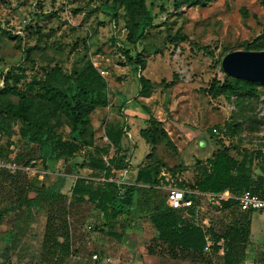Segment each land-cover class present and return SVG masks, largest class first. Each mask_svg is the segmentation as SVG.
<instances>
[{
  "label": "rangeland",
  "instance_id": "rangeland-1",
  "mask_svg": "<svg viewBox=\"0 0 264 264\" xmlns=\"http://www.w3.org/2000/svg\"><path fill=\"white\" fill-rule=\"evenodd\" d=\"M140 5L134 8L129 0H0V87L3 76L19 65L26 68L27 76L55 64L66 72L86 62L108 70V105L89 116L87 128L93 131L94 142L107 144L105 132L124 120L120 96L127 91L131 105L142 107L145 118L160 122L158 128L167 134L151 147L137 136L133 157L139 161L149 152L150 162L159 165L160 172H169L176 183L192 184L196 160H205L222 144L238 159L255 150L264 151V100L260 99L264 86H256L253 94L233 98L225 94L212 98L208 92L212 82L219 87L226 79L221 69L225 54L264 51L262 0H201L179 8L174 7V0H140ZM141 60L144 69H140ZM139 76L151 83L146 98L138 97ZM6 101L16 103L17 98L0 97V103ZM52 122L59 137L67 139V118L57 113ZM227 123L235 125L234 135L225 129ZM136 126L148 124L140 121ZM13 127L10 144L0 140V148L8 152L6 160L0 159V208H11L1 234L14 231L20 247L13 250L0 242V264H40L50 201L30 191L27 198L31 205H27L20 201V191L30 186L47 187L58 175H66L62 192L68 198L74 176L90 173L81 167L71 172L68 164L54 155L41 157L37 145L41 134L28 141L21 135L20 123ZM213 128L225 130L219 140L222 144L211 137ZM88 150L81 148L76 161L81 163ZM164 194L158 191L161 200ZM199 204L203 213H214L216 223L228 219L226 211L212 207L207 200ZM81 209L82 219H89L84 225L90 229L77 245L73 243L76 251L67 264L134 263L124 248L130 243L115 242L105 235V228L103 232L94 229L102 226L100 215L88 205ZM74 212L77 215L76 209ZM125 219L121 217L115 224ZM115 228L118 232L117 225ZM251 231L243 264H264L260 257L264 253V216L260 213L251 214ZM95 253L96 261L91 257Z\"/></svg>",
  "mask_w": 264,
  "mask_h": 264
},
{
  "label": "trees",
  "instance_id": "trees-1",
  "mask_svg": "<svg viewBox=\"0 0 264 264\" xmlns=\"http://www.w3.org/2000/svg\"><path fill=\"white\" fill-rule=\"evenodd\" d=\"M129 1L134 8L141 7L140 0ZM200 1L174 0V7L179 8L182 4H196ZM262 2L264 3V0ZM126 58L127 63L131 64L132 60L128 56ZM144 67L145 62L141 60L140 69ZM215 83L212 82L208 89L212 98L220 94L227 97L247 96L255 93V87L260 85L230 76H226L219 87ZM139 84V95L148 96L151 90L150 81L144 76H139ZM6 95L17 98L16 103L11 101L0 103V140L5 139L8 145L14 131V123H20L23 126L20 130L21 135L28 141H33L38 133L41 134L37 140L41 157L54 155L62 158L71 172L78 166L88 167L92 174H102L107 179L112 169L125 168L124 155L121 154L124 130L118 128L105 132L108 143L98 145L94 142L93 131L87 128L90 114L96 108L108 105L107 83L90 63L86 62L78 68L71 69L70 72L63 71L55 64L52 67L46 66L40 73H33L30 76H27L26 68L19 65L9 70L2 78L0 97ZM57 113L64 115L68 120L70 131L67 139H62L55 131L52 120L56 118ZM146 123L148 126L140 129L139 135L150 147L155 145L158 137H167L166 132L158 128L160 122L149 119ZM225 126L230 135L235 134L234 124L227 123ZM216 129L225 135L223 128ZM210 135L212 138H218L213 132ZM81 148L90 150L79 163L74 153ZM7 154V149L0 148V159L6 160ZM146 158L150 160V154H147ZM17 160H20V157ZM158 166L150 162L145 167H140L135 179L136 184L148 185L155 197L148 221L156 232L157 240L172 248L180 247L182 250L199 254L207 247L214 264H243L247 257L246 247L250 239L252 213L238 212L236 200L230 198L222 202L219 208L229 214L228 219L226 222L221 220L218 224L214 221V213H203L196 209L197 201L192 195H187L193 199L192 206L182 209L165 208V197L161 200L158 190L154 188L160 182ZM172 171L175 173V170ZM66 183L67 176L58 175L47 187L41 185L32 189L30 186L20 191L22 195L19 199L27 205H31L27 198L30 191H33L35 196H44L50 201L42 237L40 264H67L75 254L70 223L71 209L74 205L81 208L90 205L103 220L102 226L94 229L103 232L105 228V235L121 243V235L115 234L114 225L119 216L130 212L136 184H118L107 180L94 184L83 177H77L71 185L70 202L66 204L67 198L62 192ZM184 185L208 193L228 191L232 197L250 191L264 198V151L255 150L238 159L222 144L210 158L195 164L192 184L185 182ZM184 185L179 184L180 187ZM10 210L8 207L0 208V242L16 250L20 247L16 233L7 230L1 234L3 220ZM205 218L208 219V225L202 224ZM260 257L264 262L263 252L260 253ZM127 264H132V261H128Z\"/></svg>",
  "mask_w": 264,
  "mask_h": 264
},
{
  "label": "crops",
  "instance_id": "crops-1",
  "mask_svg": "<svg viewBox=\"0 0 264 264\" xmlns=\"http://www.w3.org/2000/svg\"><path fill=\"white\" fill-rule=\"evenodd\" d=\"M108 82L109 80H107V83ZM109 96L110 94L108 95V97ZM138 97L146 98L148 96H140L138 92ZM120 100L122 101L120 105L122 106L121 111H123L125 115V118H124L125 122L123 120L121 124H119L117 127H115L111 131H114L115 129H118V128H122L124 130V134L122 135V138H121V148H122L121 154L124 155L125 168L112 169L110 176L107 179H105L102 174L100 175L92 174V170L90 168L83 167L82 169L87 170L88 173H90V176H85V175L83 176L81 174H77L74 176L75 179L77 177H83L87 179L88 181H91L94 184L97 182H103L107 180V181H114L118 184L135 185L136 184L135 179L137 176L138 169L140 167H145L147 164L150 163V160L146 158L149 152L144 156V159L139 160V161H136L135 158L133 157V153L136 147L135 143L139 141L137 136H140L139 135L140 129L145 127L144 126L141 128H137L136 124L140 121L142 123L147 121V118H145V115L143 111L141 110L142 107L131 105L132 100L130 99V96L128 95L127 91H124L123 94H121ZM213 129H216V128H213ZM13 130H14V127H13ZM221 135L224 137L222 133ZM220 139L221 138L218 136L217 140H220ZM215 150H212L210 152V155L208 158H210V156ZM78 152L79 151L75 152L74 154L78 155ZM110 152H112V149L110 150ZM205 160L198 159L196 160V163L204 162ZM69 176H73V175H69ZM158 176L160 177V182H159V185L158 186L156 185L154 188L157 189L158 191L160 190L164 191L165 194H166L165 189L170 186L176 187V188L190 189L189 187L185 186L181 180H178L179 182L177 183L176 181H173L169 172L161 171ZM166 180L168 182H166ZM179 184H183L184 187H180ZM71 185L69 188V194H68L69 196L67 198L66 204H68L71 199L70 197L71 196L70 194ZM140 196H141V200L139 198ZM137 197L139 198L137 200L138 203L136 202ZM196 201H197L196 206H198V208L196 209L197 210L200 209L201 210L200 212H202L203 210L202 206L199 204L198 200ZM137 204L139 208H137ZM154 204H155V197L153 196L152 191L149 189V186L141 184V183L136 184V190L133 195V203L131 205L130 212L126 215H121L116 219L117 221L121 217H124V219L126 218L125 222L117 223L114 225V232L121 235L122 243H130L129 245H126L124 248L126 252L130 253L131 255L130 257L134 259L133 260L134 263L132 262V264H138V263L139 264H213L212 258L209 253V249L204 250V252L200 254L196 252H190L189 254H186V252L182 250V248L180 247L172 248L157 240L156 232L148 221L149 213L151 212V209L154 206ZM75 209L77 210V215L74 212ZM71 210L73 212L71 214L72 219H70V223L72 226V238H73V242L76 243L77 245V240L82 239L84 237V234H86L84 233V231L85 230L88 231L90 229L89 225H84V222L89 221V219H85V221L84 219H82L83 217L81 216L82 215L81 213L83 211L81 209V206L77 207L74 205L72 206ZM95 212L98 213L97 211H94V213ZM100 218H101V215H100ZM142 220H145V222H141ZM101 221L103 223L102 218H101ZM202 224L208 225V219L207 218L203 219ZM116 225L119 229L118 232L115 228ZM251 234H252V231H251V215H250V236L249 237L252 236ZM261 240H264V237H262ZM165 249L172 250L173 253L172 254L167 253ZM71 258H73V256ZM138 260L140 262H138Z\"/></svg>",
  "mask_w": 264,
  "mask_h": 264
},
{
  "label": "built area",
  "instance_id": "built-area-1",
  "mask_svg": "<svg viewBox=\"0 0 264 264\" xmlns=\"http://www.w3.org/2000/svg\"><path fill=\"white\" fill-rule=\"evenodd\" d=\"M70 1V0H67ZM96 68L99 76L103 78L106 82L108 80L109 71L106 69L97 68L96 64L93 65ZM233 98V96H232ZM261 101L264 100V97H260ZM212 132L218 135L220 138H223L221 133L218 132L217 129H213ZM166 182H168L166 180ZM170 182V181H169ZM165 199L164 206L168 209H182L193 205V199L189 198V195H192L195 200H207L213 205L216 209L221 208L222 202L233 198L236 200V207L238 212L242 213H253L257 212L264 216V198L260 197L257 194H253L250 191H244L237 197H232L228 191H224L222 193H208L201 192L197 188L194 189H186V188H176V187H168L165 189ZM188 195V196H187ZM196 208L198 206L195 205ZM205 250H208L206 247ZM92 259L95 261L98 259L97 254H93Z\"/></svg>",
  "mask_w": 264,
  "mask_h": 264
},
{
  "label": "water",
  "instance_id": "water-1",
  "mask_svg": "<svg viewBox=\"0 0 264 264\" xmlns=\"http://www.w3.org/2000/svg\"><path fill=\"white\" fill-rule=\"evenodd\" d=\"M227 76L264 86V51H231L221 60Z\"/></svg>",
  "mask_w": 264,
  "mask_h": 264
}]
</instances>
